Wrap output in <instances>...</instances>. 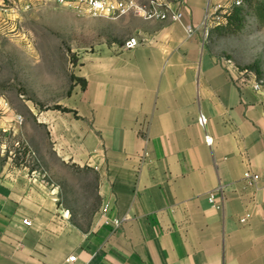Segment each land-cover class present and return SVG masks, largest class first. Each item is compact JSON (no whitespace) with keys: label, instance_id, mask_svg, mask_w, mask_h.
<instances>
[{"label":"crops","instance_id":"0c3cea01","mask_svg":"<svg viewBox=\"0 0 264 264\" xmlns=\"http://www.w3.org/2000/svg\"><path fill=\"white\" fill-rule=\"evenodd\" d=\"M168 1L196 25L228 3ZM100 24L141 44L125 49L108 29L79 60L85 87L70 111L43 117L61 158L98 170L111 222L100 204L89 228L74 226L53 190L0 158V264H264V95L252 77L179 22L129 13ZM248 170L260 175L255 187Z\"/></svg>","mask_w":264,"mask_h":264},{"label":"rangeland","instance_id":"374dc122","mask_svg":"<svg viewBox=\"0 0 264 264\" xmlns=\"http://www.w3.org/2000/svg\"><path fill=\"white\" fill-rule=\"evenodd\" d=\"M101 19L51 1L0 19V158L10 157L12 168H26L53 190L60 206L70 210L71 224L83 230L102 204L100 174L59 156L50 120L43 115L70 111L67 103L75 86L85 84L78 76L84 53L94 51L110 31L125 40L120 27L115 31L100 24ZM217 25L203 32L209 52L231 59L247 77L253 72L264 81V24L252 13L240 33H222ZM252 63L257 68H249Z\"/></svg>","mask_w":264,"mask_h":264},{"label":"built area","instance_id":"2783aa9c","mask_svg":"<svg viewBox=\"0 0 264 264\" xmlns=\"http://www.w3.org/2000/svg\"><path fill=\"white\" fill-rule=\"evenodd\" d=\"M51 1L57 5L69 6L85 12L87 15L94 18H118L129 13H135L145 19L149 20H171L179 22L184 25L186 32L189 35H193L198 31L208 32V28L214 23L218 25L226 22V15L234 5H241L243 0H228V3H216L210 5L207 9L206 15L200 24H190L184 21V12L181 8H176L168 0H147L142 3L139 0H0V19L5 21L10 14H15L21 11H25L32 6ZM221 19V20H220ZM141 44V40L137 36H130L124 42L125 49H132L138 47ZM226 62L233 66L232 60L227 59ZM252 73V86L253 89L262 95H264V81L256 77L255 73ZM5 105H8L4 101ZM198 123L202 127H206L208 124V117L205 113L201 112L198 116ZM205 140L208 144H212L213 138L210 134L205 135ZM246 178L249 181L250 186H257L260 175L254 173L251 170L246 172ZM221 198L223 195H219ZM219 197L215 191L209 192V200L216 206L221 208L222 202L218 201ZM110 210V202L104 201L101 205V214L107 217V223L111 222L108 218ZM247 217H243L242 221H246ZM113 224L119 225L121 220L118 218L113 219ZM24 223L30 225L31 221L24 219ZM68 261H75L76 255H70L67 258Z\"/></svg>","mask_w":264,"mask_h":264},{"label":"trees","instance_id":"16d2710c","mask_svg":"<svg viewBox=\"0 0 264 264\" xmlns=\"http://www.w3.org/2000/svg\"><path fill=\"white\" fill-rule=\"evenodd\" d=\"M252 13L256 15L258 21L264 24V0H243L241 5L232 6L226 15V22L217 25V29L225 34L240 33L245 29L248 16ZM248 67L257 68V64L252 63Z\"/></svg>","mask_w":264,"mask_h":264}]
</instances>
